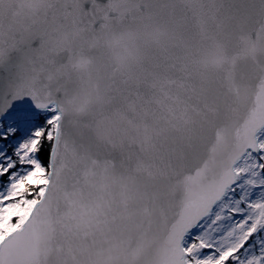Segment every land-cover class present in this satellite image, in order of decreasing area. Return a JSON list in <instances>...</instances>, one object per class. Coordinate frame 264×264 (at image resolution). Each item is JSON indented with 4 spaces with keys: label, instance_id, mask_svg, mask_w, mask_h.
<instances>
[{
    "label": "snow or ice",
    "instance_id": "6c2138e0",
    "mask_svg": "<svg viewBox=\"0 0 264 264\" xmlns=\"http://www.w3.org/2000/svg\"><path fill=\"white\" fill-rule=\"evenodd\" d=\"M0 264H264V0H0Z\"/></svg>",
    "mask_w": 264,
    "mask_h": 264
}]
</instances>
